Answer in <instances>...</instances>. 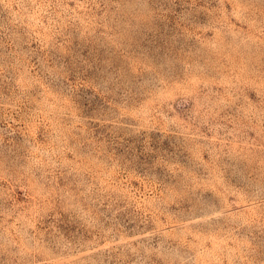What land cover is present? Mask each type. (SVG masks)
<instances>
[{"label": "rangeland", "instance_id": "1", "mask_svg": "<svg viewBox=\"0 0 264 264\" xmlns=\"http://www.w3.org/2000/svg\"><path fill=\"white\" fill-rule=\"evenodd\" d=\"M0 264H264V0H0Z\"/></svg>", "mask_w": 264, "mask_h": 264}]
</instances>
